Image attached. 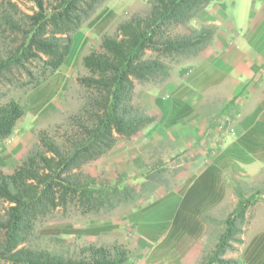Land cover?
<instances>
[{
	"label": "trees",
	"instance_id": "16d2710c",
	"mask_svg": "<svg viewBox=\"0 0 264 264\" xmlns=\"http://www.w3.org/2000/svg\"><path fill=\"white\" fill-rule=\"evenodd\" d=\"M108 1L0 0V84L24 93L41 85L63 65L73 34ZM215 1L147 0L145 12L118 21L113 32L102 33L97 46L80 57L85 73L76 78L77 110L67 116L62 131H38L37 143L11 172L0 169V200L8 203L0 213V264L128 262L130 249L125 243L71 245L57 236L41 237L35 226L58 212L63 217L73 211L109 214L153 194L158 186L153 176L168 172L174 157L148 163L140 187L134 185L135 177L122 174L113 182L85 172L84 167L154 121L135 105L137 85L147 91L161 89L174 71L181 75L187 69L214 35L213 26L194 22ZM27 108L25 97L0 100V143L14 134ZM135 162L139 164L138 159ZM249 202L240 198L203 264L234 263L223 254L241 231L238 224ZM39 239L48 246H40Z\"/></svg>",
	"mask_w": 264,
	"mask_h": 264
},
{
	"label": "crops",
	"instance_id": "0c3cea01",
	"mask_svg": "<svg viewBox=\"0 0 264 264\" xmlns=\"http://www.w3.org/2000/svg\"><path fill=\"white\" fill-rule=\"evenodd\" d=\"M242 1L243 24L238 28L221 9V0L202 11L198 18L214 24V37L167 85L136 90V106L154 116V121L111 150L112 155L119 152L123 157L117 156L116 167L121 172L126 167L138 183L147 171L148 163L140 158L150 157L148 149L158 153H154L157 159L174 157L168 167L171 183L157 186L155 193L124 215L88 226H67L66 234L125 243L130 249L126 264H196L208 232L217 222L225 224L242 198L250 202L238 224L241 231L234 240L238 244L234 248L231 243L223 257L233 264H264V228L246 236L253 206L264 207V192L253 196L264 186V0ZM93 25L73 34L70 53L61 66H66V77L59 71L52 75L60 73L58 82L48 81L54 93L68 88L73 75L69 66L76 67L73 58L78 53V59L88 44L87 32ZM27 102L26 115L13 134L21 136L10 144L0 143V169L6 173L24 157L33 138L37 114ZM131 168L134 172H129ZM220 208H224L222 217L217 214Z\"/></svg>",
	"mask_w": 264,
	"mask_h": 264
},
{
	"label": "rangeland",
	"instance_id": "374dc122",
	"mask_svg": "<svg viewBox=\"0 0 264 264\" xmlns=\"http://www.w3.org/2000/svg\"><path fill=\"white\" fill-rule=\"evenodd\" d=\"M243 1L242 0H221L220 6L221 9L224 11V13L228 16V19L238 28L243 24ZM149 8V4L147 0H110L106 4V6L94 17L92 18L87 24L93 22V28L91 30H88L87 37L90 38L88 44H86L85 48L80 52V56L77 59L78 53L75 54L74 60L72 63H74L76 60L77 65L74 69L70 68L69 70H72L73 75L69 79V85L68 88H65L64 90L54 93L51 86L52 82L48 81L56 80L58 82L59 77L61 76L60 73H64L66 77V66H64L63 69H59L55 73H59L55 78L52 77V75L44 81L41 85L27 91L24 93L23 89H15L10 87L8 84H0V100L5 99L6 97H18L21 98L25 97L26 101H29V106H31V110L37 114L36 118V124L32 126L33 131V138L32 140L28 141L26 144V152L29 148H31L35 143H37V132L40 130H57L62 131V128L66 122V118L70 113H73L77 110V108L80 105V99H79V93H80V87L76 85V78L78 74H84L85 70L79 65L80 57L88 53L90 48V43L94 46H97L98 44V38L99 36L104 32H113L118 21L126 18L128 15H130L133 12H145ZM114 11V12H113ZM201 19L197 18L194 23L199 24H206L211 25L214 27V24L206 23V19L200 17ZM205 22V23H204ZM86 24V25H87ZM85 25V26H86ZM216 32V30H214ZM91 32H96L98 34H95L96 36L90 35ZM214 32V35H215ZM86 33V32H85ZM213 35V37H214ZM212 37V38H213ZM207 47V46H206ZM205 47V48H206ZM204 48V49H205ZM203 49V50H204ZM202 50V51H203ZM201 51V52H202ZM200 52V53H201ZM69 55V54H68ZM67 55V56H68ZM72 58V57H71ZM75 62V63H76ZM54 73V74H55ZM53 74V75H54ZM178 75L176 71L173 72L171 78H175ZM52 77V78H51ZM54 80V81H55ZM40 87V88H39ZM142 89L145 90L140 85H137L136 90ZM4 93L5 95H1ZM34 93H37L35 95ZM28 103V102H27ZM31 103V104H30ZM136 105V100H135ZM18 123H21L20 120ZM21 135H12L9 139H7V144H10L13 142L17 137H20ZM22 138H24V135H22ZM150 151V152H148ZM147 154L151 153V158H140L143 159L144 163H150L152 161H155L157 158H154V150L148 149ZM25 152V154H26ZM24 154V156H25ZM158 154V153H157ZM117 156H120V153H114L112 155L111 151L107 153L106 155H103L102 157L92 161L88 165L84 167V171L91 173L92 175L98 177L99 179H109L111 181H116L117 177H119L122 174H126L127 177H130L128 173H126L128 170H126V167L122 168L124 169V172H121L120 168L118 169L116 167V160ZM123 158V157H122ZM126 161V159H124ZM142 160V161H143ZM125 161L122 160V163L126 165ZM136 166V165H135ZM170 167V165H169ZM172 169V168H171ZM137 170V168H136ZM135 170V172H136ZM4 171V170H2ZM5 172V171H4ZM129 172H134L131 168ZM172 174V170H168V172H162L161 175L157 174L156 176H153L155 178V182L158 186H166L169 183H171L170 174ZM134 176V174H133ZM142 176V175H140ZM139 176V177H140ZM135 181V180H134ZM151 181V180H150ZM148 182L149 183L151 182ZM136 187H140L141 182H133ZM258 189V188H257ZM264 186L261 187L260 193L264 192ZM156 190H154V193ZM254 201V199H252ZM143 200H139L136 203L129 204V205H123L119 206L117 209L113 210L109 214H86L81 215L76 211H73L70 213L68 217H63L60 212L56 213L52 218L42 222L38 223L35 226V232L39 234L41 237L45 236H57L65 240V242L75 245L83 244L87 242H94L96 244H99L100 242H111L109 238H105L104 240H89V239H83L75 236L74 234H66V229H68L67 226L72 227H78V226H85L90 225L94 222H101L108 218H115L119 215H124L130 211L131 208L140 205ZM260 203V202H259ZM8 206V203L5 201L0 200V213L4 211V209ZM262 205L257 204L253 206L252 209V220L250 227L247 231V238H250L251 235L256 233L258 230L264 228V207H261ZM225 208V207H224ZM224 208H220L222 211H219L217 213L219 217H222L224 213ZM69 228L70 230L72 229ZM225 224L221 222L215 223L214 230L211 232H208L206 239L204 251L196 264H203L208 256L209 253L212 252L214 244L217 242L219 238V234L224 230ZM211 233V234H210ZM38 243L40 246H48V242L45 239H39ZM233 247L236 248L238 242L232 241L231 242ZM49 247L53 248V245L50 244ZM55 247V246H54ZM230 251V250H229ZM231 252V251H230ZM228 252V253H230ZM1 264H7V263H1Z\"/></svg>",
	"mask_w": 264,
	"mask_h": 264
}]
</instances>
